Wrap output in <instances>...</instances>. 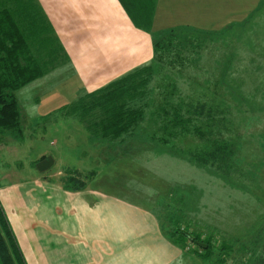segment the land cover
<instances>
[{
  "label": "trees",
  "instance_id": "1",
  "mask_svg": "<svg viewBox=\"0 0 264 264\" xmlns=\"http://www.w3.org/2000/svg\"><path fill=\"white\" fill-rule=\"evenodd\" d=\"M119 2L136 27L151 32L155 0ZM152 47L149 64L86 93L70 106L71 114L85 118L94 136L112 141L132 136L148 118L153 128L148 138L167 144L181 160H191L233 186L251 179L258 185L238 154L241 126L264 108V0L242 21L220 31L178 26L155 33ZM62 59L67 60L63 48L35 0H0V135L23 139L15 92ZM92 175L73 171L65 186L82 188ZM165 234L182 248L195 245V256L206 261L214 246L212 264H225L233 252L231 243L222 239L215 245L212 235L200 239L176 221ZM196 240L207 248L198 247ZM254 243L259 246L243 260L264 264V239ZM0 264H25L1 205Z\"/></svg>",
  "mask_w": 264,
  "mask_h": 264
},
{
  "label": "rangeland",
  "instance_id": "2",
  "mask_svg": "<svg viewBox=\"0 0 264 264\" xmlns=\"http://www.w3.org/2000/svg\"><path fill=\"white\" fill-rule=\"evenodd\" d=\"M165 5L170 4L159 1L161 9H168ZM177 6L173 3L170 12L160 13L156 31L189 23L182 20ZM242 16L221 19L234 23ZM209 21L207 26L197 28L221 30L208 26ZM88 89L79 75L72 72L68 60L62 59L47 74L15 92L23 139L19 142L9 135H0V185L36 178L41 173L53 175L56 182L67 185L73 170L86 175L95 171L97 176L92 185L152 209L165 232L176 221L199 234L200 239L212 235L215 245L219 246L223 240L231 243L233 252L225 264H249L243 258L249 259L259 246L254 247V242L264 239V112H260L264 108L252 112L246 119L248 124L241 126L243 138L238 154L259 186L252 179L233 186L191 160H181L167 144L149 139L153 128L148 118L136 127L132 136L121 140L110 141L91 134L86 119L70 111V106ZM146 110L149 114L150 109ZM45 157L50 158L52 165L42 171L39 159ZM190 248L197 249L195 245ZM211 249L215 250L211 260L194 254L185 264H212L217 251L214 246Z\"/></svg>",
  "mask_w": 264,
  "mask_h": 264
},
{
  "label": "crops",
  "instance_id": "3",
  "mask_svg": "<svg viewBox=\"0 0 264 264\" xmlns=\"http://www.w3.org/2000/svg\"><path fill=\"white\" fill-rule=\"evenodd\" d=\"M35 1L72 72L91 92L151 62L153 34L162 30L156 31L157 20L173 3L189 21L180 26L210 20L208 26L222 30L232 22L221 18L243 15L242 21L259 0H166V10L155 0L151 32L136 27L119 0ZM90 173L79 189L43 173L0 185V205L25 264H185L194 257L190 246L166 236L152 209L92 185L97 175Z\"/></svg>",
  "mask_w": 264,
  "mask_h": 264
},
{
  "label": "water",
  "instance_id": "4",
  "mask_svg": "<svg viewBox=\"0 0 264 264\" xmlns=\"http://www.w3.org/2000/svg\"><path fill=\"white\" fill-rule=\"evenodd\" d=\"M40 164H41V166H40L41 170H44L45 168H47V167L50 166L51 160H50V158H47L46 160L41 161ZM195 244L198 247H201L203 249H206L207 248V244H205V243H202V242H199V241H195Z\"/></svg>",
  "mask_w": 264,
  "mask_h": 264
}]
</instances>
